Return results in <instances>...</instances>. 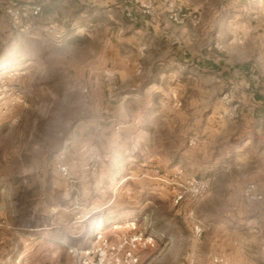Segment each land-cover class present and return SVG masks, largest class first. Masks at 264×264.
Returning a JSON list of instances; mask_svg holds the SVG:
<instances>
[{
	"label": "rangeland",
	"instance_id": "374dc122",
	"mask_svg": "<svg viewBox=\"0 0 264 264\" xmlns=\"http://www.w3.org/2000/svg\"><path fill=\"white\" fill-rule=\"evenodd\" d=\"M3 2L23 1L0 0V26L13 35L0 31V84L19 72L7 82L23 99L0 109V264H77L68 246L90 245L98 230L111 238L127 232L134 219L141 230L165 235L156 251L141 253L140 264H215L216 257L264 264V0L176 6L193 14L188 19L197 16V58L248 65L254 90L198 67L189 82L181 65L180 89H143L125 101L120 85L116 95H104L81 67L96 41L71 36L59 22L60 41L14 33ZM225 4L248 11L221 16ZM163 70L170 68L154 65L142 75L156 80ZM94 155L102 158L95 172ZM176 173L210 179L211 190L176 205L169 184ZM251 184L261 201L246 196Z\"/></svg>",
	"mask_w": 264,
	"mask_h": 264
},
{
	"label": "crops",
	"instance_id": "0c3cea01",
	"mask_svg": "<svg viewBox=\"0 0 264 264\" xmlns=\"http://www.w3.org/2000/svg\"><path fill=\"white\" fill-rule=\"evenodd\" d=\"M145 1L46 0L41 21L59 22L71 32V36L96 41L97 50L91 53V59L81 67L85 74L88 73L89 78H94L96 90L104 87V95L105 90H110L109 84L105 82V73H115L122 101L143 89L151 93L180 89L181 78H185L179 71L184 69L181 65L187 67L186 78L189 82L191 79L196 80L195 69L198 67L203 72L215 73L225 82L234 83L242 91L249 88L254 90L258 81L252 68L248 65L236 67L213 54L206 60L198 59L197 27L193 20L188 19L187 23L185 21L181 24L172 22L168 17L166 5L161 4L160 0H156L157 18H151L144 14L138 4ZM170 1L180 6L179 0ZM244 1L247 0H237L241 3ZM228 5L225 4L217 12L224 16L233 10L237 11L238 15L248 11V8L242 5V8L236 10L229 9ZM5 30L9 32L8 28L1 25L0 31L4 33ZM8 36L13 35L9 32ZM154 65H167L170 70H163V74H159L156 80H144L143 72L151 70ZM149 75L148 72L145 74ZM211 77L210 75L208 78L209 85L205 86L209 91L212 89ZM170 82L173 83L172 86ZM253 100L256 101V98Z\"/></svg>",
	"mask_w": 264,
	"mask_h": 264
},
{
	"label": "built area",
	"instance_id": "2783aa9c",
	"mask_svg": "<svg viewBox=\"0 0 264 264\" xmlns=\"http://www.w3.org/2000/svg\"><path fill=\"white\" fill-rule=\"evenodd\" d=\"M46 0H25L20 3L3 2L2 9L7 17L10 29L17 34L34 35L43 32L46 36L60 41L63 37L62 28L58 23L47 20L41 21L42 11ZM161 4L166 5L169 19L174 23H183L192 13L186 14L172 4L169 0H160ZM144 14L151 17L157 13L158 2L156 0H146L138 2ZM197 16H193L194 23ZM18 72L10 73L2 77L0 84V109L5 112L15 108L22 102L23 95L18 86L8 83L9 80H15ZM105 82L109 84L110 90L116 95L119 91V84L116 81V74L107 71L105 73ZM88 93V88L83 90ZM64 158V157H63ZM93 161L95 167L102 161L101 156L94 155ZM59 172L67 176L70 173V167L64 163L58 165ZM169 184L174 189V202L176 205L185 201H198L211 190V180L186 178L183 173H176L171 176ZM246 196L253 201H261L263 195L259 193L255 184L248 186ZM122 226H115V230H120ZM127 232H116L114 237H108L102 230L95 233L94 240L87 246H68V252L77 262V264H140L141 253L143 251H156L158 242L165 238V235H157L152 232L140 229L137 220L129 221L126 224ZM194 235L201 237L203 228L196 225ZM215 264H227L223 258L216 257Z\"/></svg>",
	"mask_w": 264,
	"mask_h": 264
}]
</instances>
